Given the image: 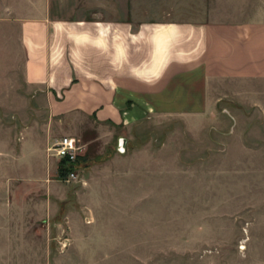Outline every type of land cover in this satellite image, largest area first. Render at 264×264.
Wrapping results in <instances>:
<instances>
[{
	"label": "crops",
	"instance_id": "crops-1",
	"mask_svg": "<svg viewBox=\"0 0 264 264\" xmlns=\"http://www.w3.org/2000/svg\"><path fill=\"white\" fill-rule=\"evenodd\" d=\"M219 1L235 0H0V264L107 260L52 252L38 231L57 208L22 190L60 195L49 149L63 135L80 143L77 121L124 137L153 116H203L221 85L264 90V0H247L240 17L220 14ZM31 142L47 167L24 179L16 167Z\"/></svg>",
	"mask_w": 264,
	"mask_h": 264
},
{
	"label": "rangeland",
	"instance_id": "rangeland-1",
	"mask_svg": "<svg viewBox=\"0 0 264 264\" xmlns=\"http://www.w3.org/2000/svg\"><path fill=\"white\" fill-rule=\"evenodd\" d=\"M248 2L219 1L220 14L240 17ZM78 13L90 17L92 11ZM217 96L203 116L129 124L120 130L124 152L112 129L77 121L78 179L58 175V197L47 196L53 192L43 185L22 188L57 208L38 236L51 241L52 252L107 259L91 264L264 262V90L221 85ZM32 142L25 166L16 167L24 179L41 178L47 167ZM68 239L90 244L63 245Z\"/></svg>",
	"mask_w": 264,
	"mask_h": 264
},
{
	"label": "built area",
	"instance_id": "built-area-1",
	"mask_svg": "<svg viewBox=\"0 0 264 264\" xmlns=\"http://www.w3.org/2000/svg\"><path fill=\"white\" fill-rule=\"evenodd\" d=\"M49 150L59 161H64V181L70 182L78 179V168L73 165L77 164L82 155V146L78 143L77 139L69 135H63Z\"/></svg>",
	"mask_w": 264,
	"mask_h": 264
},
{
	"label": "trees",
	"instance_id": "trees-1",
	"mask_svg": "<svg viewBox=\"0 0 264 264\" xmlns=\"http://www.w3.org/2000/svg\"><path fill=\"white\" fill-rule=\"evenodd\" d=\"M80 161H81V158H79L77 164H75L73 166L78 168ZM64 174H65V171H64V161L63 160H60L59 161V166H58V175L61 177Z\"/></svg>",
	"mask_w": 264,
	"mask_h": 264
},
{
	"label": "water",
	"instance_id": "water-1",
	"mask_svg": "<svg viewBox=\"0 0 264 264\" xmlns=\"http://www.w3.org/2000/svg\"><path fill=\"white\" fill-rule=\"evenodd\" d=\"M125 145H126V138L120 137L118 142V149L120 152L125 151Z\"/></svg>",
	"mask_w": 264,
	"mask_h": 264
}]
</instances>
